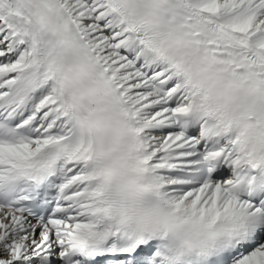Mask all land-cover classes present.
Returning <instances> with one entry per match:
<instances>
[{"label": "snow or ice", "instance_id": "snow-or-ice-1", "mask_svg": "<svg viewBox=\"0 0 264 264\" xmlns=\"http://www.w3.org/2000/svg\"><path fill=\"white\" fill-rule=\"evenodd\" d=\"M0 264H264V0H0Z\"/></svg>", "mask_w": 264, "mask_h": 264}]
</instances>
